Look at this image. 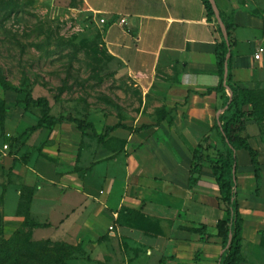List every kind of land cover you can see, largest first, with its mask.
<instances>
[{"label":"crops","instance_id":"1","mask_svg":"<svg viewBox=\"0 0 264 264\" xmlns=\"http://www.w3.org/2000/svg\"><path fill=\"white\" fill-rule=\"evenodd\" d=\"M77 1L79 7L62 12L74 18L92 17L101 27L105 47L126 64L129 76L142 93L163 89L167 117L133 124L110 120L113 123L107 127L123 124L131 130L119 128L109 133L104 143L98 141L101 152L97 161L108 160L99 178V194L92 190V175L87 170L78 173L71 147L61 152L59 160L55 157L57 160L49 163V173H41L26 158L22 160L20 154H11L7 152L8 146L7 149L2 146L0 201L6 234L11 235L25 222V216L18 212L21 190L25 187L32 189L31 216L37 222L66 226L75 239L93 240L107 235L104 245L108 246L114 239L136 245L145 236L161 239L168 247L165 252L149 246L141 255L146 263L218 264L224 249L216 227L219 220L226 219L227 207L220 199L210 168H203L196 184L189 183L193 153L202 142L215 141L208 138L215 132L212 128L217 123V94L208 91L215 90L219 84L215 48L228 39L227 25L232 27L230 53L234 82L253 93L264 91L263 13L226 7L221 0H212L215 17L208 21L201 0ZM222 14L228 22L223 21L224 39ZM257 53L259 60H255ZM262 108L264 112L263 102ZM145 125L151 127L136 131ZM260 126H264V118L260 122L248 118L242 135L258 154L261 169L258 197L249 154L235 151L237 197L244 219L243 247L244 241L254 242L258 233L264 232V133L260 132ZM77 132L82 136L90 132L93 137L91 130L82 133L76 127ZM11 133L8 130L6 135L9 137ZM74 138H77L75 133ZM52 139L48 138L50 142ZM65 139L74 141L72 136ZM40 143L41 140L37 147L41 149ZM48 150L45 146L42 149L43 153ZM67 155L70 161L65 158ZM240 155L244 163H240ZM246 194L248 198L242 199ZM123 210L141 217L148 227L145 230L122 227L119 218ZM248 227L251 237H246ZM202 228L206 230L204 235L192 231Z\"/></svg>","mask_w":264,"mask_h":264},{"label":"rangeland","instance_id":"2","mask_svg":"<svg viewBox=\"0 0 264 264\" xmlns=\"http://www.w3.org/2000/svg\"><path fill=\"white\" fill-rule=\"evenodd\" d=\"M221 2L226 7H243L252 13H263L261 16L264 17V0ZM78 4L75 0H0V78L16 91L29 92L34 98H46L52 115L92 123L101 134L113 122L133 124L157 121L166 112L163 107L166 97L163 89L156 88L150 94H143L129 76L126 64L105 47L101 27L96 21L89 15L74 18L65 13L68 8L79 7ZM220 19L224 39L226 31L223 21L228 22L223 14ZM226 91L227 94L230 93ZM259 91L264 99V91ZM24 97L22 93L0 88V102H4L7 108L4 121L0 122V148L8 146L7 152L20 154L22 160L26 158L35 170L49 173V163L57 160L56 158L59 160L61 152L71 147L76 154L72 156L78 173L87 170L92 175V190L94 194H99V178L101 179L108 160L97 161L101 152L98 140L90 132L83 134L84 136L76 133L75 124L69 127L68 121L54 129H38L39 110L17 103ZM262 102L264 107V100ZM225 108L224 101L217 94V121L224 116ZM8 130L12 132L9 137L6 135ZM259 130L264 133V126H260ZM74 133L77 138H74ZM65 136H72L74 141H66ZM48 138L53 139L50 142ZM208 139L215 141L202 142L198 147L204 149V156L216 162L218 154H226V149L217 131ZM39 140L42 142L41 149L37 147ZM44 146L49 149L47 153L42 151ZM113 147H116L114 143ZM65 158L67 161L71 159L69 155ZM242 158L240 155V163L243 162ZM206 167L208 168L207 163ZM237 170L236 164L233 174L236 175V182ZM5 182L3 180L4 186ZM31 190L25 187L21 190L22 201L18 212L25 216L24 224L8 236L2 223L5 239L19 231V240L25 243L34 245L50 242L57 249L63 246L79 247L80 250L65 264H150L141 257L149 246L155 250H168L163 240L148 239L145 236L136 245H129L125 239L120 243L114 239L108 246L104 245L107 235L93 240L86 237L75 239V234L67 232L66 226L46 224L41 220L37 222L31 216ZM236 193L239 196L238 184ZM259 195L258 193L257 197ZM241 198L247 199L248 194ZM1 209L2 201V220ZM119 221L122 227L130 226L139 230H145L149 225L138 215L124 210ZM249 228H246V237H251ZM89 241L90 244L87 245ZM244 243L243 256L246 263L264 264V232L258 233L254 242ZM146 258L148 259L147 256Z\"/></svg>","mask_w":264,"mask_h":264},{"label":"trees","instance_id":"3","mask_svg":"<svg viewBox=\"0 0 264 264\" xmlns=\"http://www.w3.org/2000/svg\"><path fill=\"white\" fill-rule=\"evenodd\" d=\"M77 1V0H75ZM207 14L208 21L215 17L212 4L209 0H201ZM231 26H226L228 39L217 44L215 48V56L217 59L219 84L215 90H209L208 94L212 91L220 94V98L225 103L224 116H221L217 123L212 128L217 131L222 145L226 149V154L219 153L216 162H213L208 156H204V149L199 147L193 153V162L191 167V177L189 183L196 184L202 175L203 168L206 163L208 168L211 169L213 177L215 178L216 185L219 190L220 199L226 205V219L219 220L217 223L218 237L221 238V245L224 253L221 256L218 264H243L246 263L243 256V227L244 219L240 212V205L236 193L237 182L235 167L237 160L235 151L244 150L248 152L251 165L254 170V178L256 182V194L259 193L261 186V169L258 160L257 152L250 146L249 142L242 135L246 131L247 119L253 118L260 122L264 118L262 108V95L253 93L250 90L243 89L234 82L232 70L233 56L230 53V29ZM229 55V58L227 57ZM0 88L4 91L16 92L17 94H24L25 97L22 101H17L18 104H23L26 108L38 109L40 119L38 128L51 129L65 121L71 122L76 125L77 129L85 133L86 130H91L93 137L100 143L104 140L109 133L119 128L131 130L123 124H117L113 127H107L104 135H98L93 124L84 123L75 118L55 117L51 114V107L48 100L44 97L34 98L29 92L16 91L10 87L5 81L0 78ZM228 90L230 96L227 94ZM6 105L0 102V122L3 123ZM165 112L158 118V121L166 118ZM151 126H141L136 131H143L149 129ZM207 141V140H205ZM194 233L204 235L206 230L193 229ZM19 232V231H18ZM12 237L5 239L2 230V220L0 215V264H65L75 252L80 250L78 247L63 246L56 248L50 242H43L37 244L25 243L19 240V233ZM51 245V248L49 247ZM49 247V248H48Z\"/></svg>","mask_w":264,"mask_h":264},{"label":"built area","instance_id":"4","mask_svg":"<svg viewBox=\"0 0 264 264\" xmlns=\"http://www.w3.org/2000/svg\"><path fill=\"white\" fill-rule=\"evenodd\" d=\"M259 58H260L259 53L255 54V60H259ZM4 149H7V146H4Z\"/></svg>","mask_w":264,"mask_h":264},{"label":"water","instance_id":"5","mask_svg":"<svg viewBox=\"0 0 264 264\" xmlns=\"http://www.w3.org/2000/svg\"><path fill=\"white\" fill-rule=\"evenodd\" d=\"M210 2H211V4L213 5V3H212V0H209Z\"/></svg>","mask_w":264,"mask_h":264}]
</instances>
